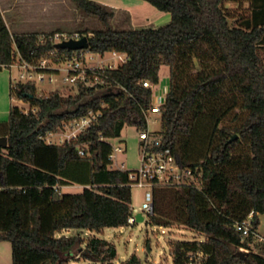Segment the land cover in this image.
Returning a JSON list of instances; mask_svg holds the SVG:
<instances>
[{"label":"trees","instance_id":"1","mask_svg":"<svg viewBox=\"0 0 264 264\" xmlns=\"http://www.w3.org/2000/svg\"><path fill=\"white\" fill-rule=\"evenodd\" d=\"M145 1L171 20L121 29L108 5L72 0L102 23L78 31L90 43L78 51L56 48L54 31L11 32L0 9V70L19 55L33 63L47 59V72H58L51 66L75 54L83 62L86 53L128 56L118 67L89 69L88 77L101 81H78L67 93L43 95L32 81L12 84V94L31 104L28 111L12 106L0 122V136L8 139L0 145V241L11 243L13 264H115L116 244L92 234L133 225V170L113 166L111 139L126 125L148 129L162 65L170 68L169 90L157 113L162 128L152 133L196 177L156 182L151 222L199 233L193 240H169L173 264H264V254L250 246L264 214V0ZM238 1L249 2L250 14L233 22L227 3ZM90 112L96 118L72 140L47 141ZM69 160L89 163L85 191L60 192V170ZM251 211L252 231L245 236L238 224ZM81 259L86 263H77ZM127 264L141 260L133 255Z\"/></svg>","mask_w":264,"mask_h":264},{"label":"rangeland","instance_id":"2","mask_svg":"<svg viewBox=\"0 0 264 264\" xmlns=\"http://www.w3.org/2000/svg\"><path fill=\"white\" fill-rule=\"evenodd\" d=\"M15 1V0H13ZM12 1V5L16 11L21 5L20 0ZM37 4L39 0H33ZM41 5L31 4L27 17L34 20V24L22 25L13 24L9 19L12 32L24 29H35L36 32L45 33L52 31L64 32L67 34L77 33L80 29L86 27L101 28L102 23L95 17L86 15L82 10L75 7L72 0H40ZM106 4L115 10L113 25L121 29L131 28H156L168 23L171 20V14L159 10L153 4L145 0H95ZM249 2H228L227 7L231 11V20L238 22L240 19L250 14ZM15 13V12H13ZM27 13V12H26ZM163 16V17H162ZM123 58L127 55L120 54ZM93 59L88 58L89 65L114 64L115 67L120 66L123 61L120 57L114 56L110 51L104 55L93 54ZM58 72L45 73V80L37 83L43 95L49 94L51 91L60 89L67 93L72 82L66 79L68 76V63L64 62L55 65ZM22 69L17 65L11 67H3L0 70V122H5L9 118L12 106H19L21 109L28 111L31 107L29 101L17 97L16 92L12 94L11 86L16 83L21 74ZM53 77L51 81L49 78ZM170 68L168 65H162L160 70V81L153 85V98L156 105H160L165 101L166 94L169 90ZM162 124L157 113H152L148 119V130L152 132L159 131ZM53 140L60 143V132ZM140 130L135 126L126 125L122 130L119 138L111 139L114 147H122L123 151L116 153L113 166L120 168L124 163V168L128 170H137L142 165V152L140 147ZM65 168L60 170V192L63 193H80L90 187L89 180V163L87 161L69 160ZM87 168V170H86ZM150 188L148 186H138L132 184V204L135 215L142 212L143 221H137L133 225L125 227H107L102 232H93V235L103 237L113 242L117 246L118 255L114 260L115 264H127V261L137 255L141 264H173V256L170 250L169 240L171 238H179L182 240H193L198 238L199 233L194 229L188 228L182 224L174 223L170 226H160L154 224L150 220L148 211L143 209L146 192ZM165 230V232H162ZM73 231H67V234ZM264 234V223L259 226L258 233L253 238V243L260 242L261 234ZM255 252L260 250L251 247ZM264 254V252H261ZM12 245L9 241L0 244V264H13ZM76 255H78L76 253ZM75 263V262H73ZM77 263H86L81 259Z\"/></svg>","mask_w":264,"mask_h":264},{"label":"built area","instance_id":"3","mask_svg":"<svg viewBox=\"0 0 264 264\" xmlns=\"http://www.w3.org/2000/svg\"><path fill=\"white\" fill-rule=\"evenodd\" d=\"M84 35H80V33H73L67 34L64 32H56L54 35L51 36V39L54 43L61 42L63 40H68L70 38L79 39ZM87 36V35H86ZM43 39V38H41ZM57 48V47H56ZM86 49V48H83ZM70 49H67V51ZM82 49H77L73 51H78ZM114 56L120 57L121 61L125 62L128 58L126 56L123 58L119 53L116 51L111 52ZM92 53H86V62L78 58V55L75 54L72 59L67 61L68 63V76L66 77L67 80L76 84L78 81L85 83L86 85H95L96 83L100 82V78L98 75H95L94 78L90 79L88 77L89 69H96L98 67L105 68V67H112L114 68V64L107 63L105 65L100 64L103 60L96 66L88 64V58L90 60L93 59ZM18 60L15 64H17L21 69V74L19 78L20 81H32L36 84L39 81L45 80V73L43 69L50 68L48 65V60L43 59L39 63H33L26 60H21L20 55L17 56ZM14 64V65H15ZM52 69H58L55 65L51 66ZM60 70V69H58ZM51 81L53 77L49 78ZM18 82V80L16 81ZM149 86V83H146ZM152 113H160V105H154L151 108ZM96 114L90 112L89 116L83 117L78 120H73L64 125V129L60 131V142L70 141L74 137H76L81 131L85 130L92 121L96 118ZM59 133H50L47 137V141L49 143L55 142L53 137L57 136ZM140 147L142 152V165L139 169L134 170L131 174L132 184H136L138 186H148L150 189L146 192L145 201L143 202V209L148 211L149 214L154 212V192L153 188L156 182L160 183H184V182H191L193 178H195L194 171L190 167H182L180 164L177 163L174 155L171 152L170 148H162V136L158 134L152 133V131L142 130L140 131ZM123 151L122 147H114V151L111 155V158L114 161L116 157V153ZM124 168V163L122 167ZM255 213L251 211L248 218L243 222L238 224V229L243 231L245 236L251 234V227L253 226V217ZM137 222L136 215H133L129 218V223L134 224ZM162 232H165L163 230Z\"/></svg>","mask_w":264,"mask_h":264},{"label":"crops","instance_id":"4","mask_svg":"<svg viewBox=\"0 0 264 264\" xmlns=\"http://www.w3.org/2000/svg\"><path fill=\"white\" fill-rule=\"evenodd\" d=\"M12 1L13 0H0V9H1L3 17H4L5 21H6L9 29L11 30V27H10V24H9V19L14 25L17 23L20 26V24L23 25L25 23V25L27 24V25H29L31 27V25L34 24V20H31V18L29 19L27 17L28 10H29V5L35 4V5L39 6V5L42 4L41 1L39 0V3L37 4L33 0H20L22 2H21V5H20L17 13H16V11H15L13 5H12ZM15 1H17V0H15ZM15 1H13V2H15ZM13 12H15V13H13ZM32 31H35V29H24V28H22L21 30H18L16 32L22 33V32H32ZM11 32H12V30H11ZM55 32H59V31H55ZM262 223H264V214H260V224H259V226ZM258 230H259V227H258ZM256 233H258V231ZM255 234H254V236H255ZM260 234H261L260 235L261 236L260 242H258L257 244H254L253 243L254 236H253L252 240L250 241V246L252 248L253 247H255V248L257 247L260 250V252H262V251L264 252V250L260 249L261 246L264 244V234L263 233H260ZM2 242H4V241H0V244Z\"/></svg>","mask_w":264,"mask_h":264},{"label":"water","instance_id":"5","mask_svg":"<svg viewBox=\"0 0 264 264\" xmlns=\"http://www.w3.org/2000/svg\"><path fill=\"white\" fill-rule=\"evenodd\" d=\"M57 48L61 49H70V50H77V49H83L88 48L90 46L89 39L86 35L82 36L79 39L70 38L68 40H63L61 42H58L55 44ZM237 135H235L232 139H235ZM8 139L6 136H0V145L1 146H7ZM137 221H143L144 215L142 212H139L136 214ZM81 251V246H79V249L76 251L77 254H79ZM241 255H244L247 253V251H240Z\"/></svg>","mask_w":264,"mask_h":264}]
</instances>
